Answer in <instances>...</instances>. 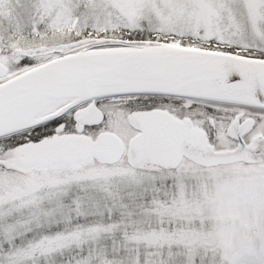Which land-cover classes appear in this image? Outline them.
I'll return each mask as SVG.
<instances>
[{"label":"snow or ice","instance_id":"6c2138e0","mask_svg":"<svg viewBox=\"0 0 264 264\" xmlns=\"http://www.w3.org/2000/svg\"><path fill=\"white\" fill-rule=\"evenodd\" d=\"M0 264H264V0H0Z\"/></svg>","mask_w":264,"mask_h":264}]
</instances>
